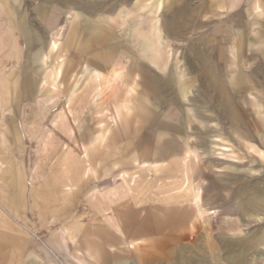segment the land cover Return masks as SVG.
<instances>
[{"label":"rangeland","instance_id":"rangeland-1","mask_svg":"<svg viewBox=\"0 0 264 264\" xmlns=\"http://www.w3.org/2000/svg\"><path fill=\"white\" fill-rule=\"evenodd\" d=\"M7 3L20 5V11H0V19H15L26 29L31 25L37 55L0 75V206L16 207V217L29 228L20 250L21 240L10 233L13 225L0 223V264H56L45 239L52 238L57 248L62 241L75 245L71 237L85 227V238L89 229H97L93 232L102 241L109 212L122 238L119 211L163 208L167 203L157 202L167 197L181 201L180 220H175L181 225V257L148 264H182L189 256L203 259L202 264H264V158L257 152L264 151V113H259L264 110V0ZM8 30L0 27V38H8ZM54 42L58 50L52 49ZM112 45L128 52L121 61L124 75L138 90L129 96L130 115L113 124L100 147L101 154L109 153L102 154L107 159L82 178L78 174L87 168L80 163L81 143L101 156L95 148L112 109V104L81 99L83 72L90 59L104 72L113 67L105 65L108 59L119 61L118 51L108 53ZM158 49L162 55L154 62L148 56ZM63 60L71 62L68 79L53 89V68ZM206 64L220 74L210 77L202 69ZM212 79L221 80L223 90L212 86ZM73 86L69 113L65 106ZM53 95L56 102L47 103ZM174 108L180 119L173 122ZM189 149L199 161L187 155ZM158 159L163 162L156 170ZM121 185L130 193L108 203L107 191ZM240 185L249 189L250 199L261 198V209L247 210ZM123 243L118 242L119 250ZM127 264L138 263L133 257Z\"/></svg>","mask_w":264,"mask_h":264},{"label":"crops","instance_id":"crops-1","mask_svg":"<svg viewBox=\"0 0 264 264\" xmlns=\"http://www.w3.org/2000/svg\"><path fill=\"white\" fill-rule=\"evenodd\" d=\"M7 0H2L0 4V11H20V5H17L15 3H7ZM234 4V3H233ZM264 4V3H263ZM257 7H260V5L257 4ZM44 12L47 10L42 8ZM55 16V15H54ZM24 24V23H23ZM0 27H8V38L3 39L1 36L0 40V75H6L7 68L15 69L17 65H19L20 61L22 59H29L34 60L36 58L37 52H36V41L37 39L34 38L29 28H31V25L28 26V29L26 24L22 25L20 22L14 20H9L7 22H4L0 19ZM12 29V31L10 30ZM152 28H154L157 31V28L153 25ZM23 30V32L20 30ZM154 30V31H155ZM12 34V35H11ZM156 36V34H155ZM108 35V39H109ZM8 39V40H7ZM110 42V39L108 40ZM161 47V46H160ZM59 46L56 42L53 43L52 49L58 50ZM119 47L108 46V53H114L118 51ZM88 49V48H87ZM128 49V48H127ZM26 54V55H24ZM118 54L120 56L119 61L116 62V60L108 59L105 62H107L108 68L109 64L113 63V67H111L109 70H105V72L102 70V67L98 65L96 61L93 59L88 60L86 63V68L83 72V76L85 79L84 84V91L82 93V100H85L88 97V100L91 99V103H96L97 105L100 104H112V109L110 108L108 110V117L110 121H108L107 126L101 131V137H100V143H98L97 146L99 148H95L98 152L101 154V145L105 144L107 135L111 134V131L113 130V124L116 126L120 123L124 122V115L128 116L130 115L133 108L131 107V101L129 96L134 95L133 92H136L138 89L135 85V82L131 79L130 76L124 75V67L125 65L122 64L123 58L127 57L128 52H124L123 50L118 51ZM114 55V54H113ZM161 49L156 50L154 53H151L148 57L154 61L157 62V60L160 59ZM25 56V57H24ZM111 62H110V61ZM71 62L63 60L58 62L56 66H54L52 74L54 76V79L51 82V86L54 88L60 87L61 84H64V82L68 79L69 75V66ZM68 66V67H67ZM209 66V67H208ZM205 66V69L202 68L212 78H216L217 74H220V71L216 67H212L211 64ZM215 80V79H214ZM213 79L210 81L211 85H215V88H222L223 90V84L221 80H215ZM8 85V84H7ZM77 85V84H76ZM75 85V86H76ZM241 88H239L240 90ZM225 90V89H224ZM76 87L73 86L71 89V93L68 95L69 99L67 100V106H65L66 110L69 111V113H72L71 103L73 102V98L76 97ZM118 91V92H117ZM186 87H183V95H186ZM58 99L57 95H53L47 100V103L49 101L51 103L56 102ZM262 103V102H261ZM48 105V104H47ZM264 106V103H262ZM261 106H259L260 108ZM175 109V108H174ZM262 116L263 112H259ZM179 113L178 111L173 112L171 114L170 118L174 122V120H179ZM74 117V124H79V117L78 115H73ZM264 126V123H261ZM248 136L250 135V132H247ZM254 136V134H252ZM110 141V139L108 138ZM108 141L107 147H111L110 142ZM81 147L83 149V155L80 156L81 160L80 163L85 165L87 170L85 172H80L78 175L82 178L85 177V175L88 174L89 171L94 170L97 163H100L102 161H105L107 158H105V155L102 156V154H109V153H102L101 156L96 155V153H90L88 150V147L85 146V144L81 143ZM253 147V146H252ZM254 149V147H253ZM109 152V151H108ZM262 158H264V151L258 150L257 151ZM192 155L194 161H199L198 154L193 150L189 149L187 151V155ZM188 155V156H189ZM66 158V156H65ZM178 161V160H177ZM176 160L174 162L178 164ZM163 161H155L156 163V170L160 169L159 165ZM123 182H126L125 180ZM249 187V186H248ZM252 188V186H250ZM255 188V186H254ZM256 189V188H255ZM239 192L243 195L240 198H242L243 204L246 203L245 207L247 210H251L256 212L257 207L260 205L259 201L261 198H263V205H264V196L260 199H253L249 198L248 194L249 189L246 187V185H240L239 186ZM237 190V191H238ZM131 191V188H128L126 185L121 186H113L107 191V197H108V203L113 204L121 198L124 195H128ZM244 192V193H243ZM93 197V200H97V193L91 195ZM249 198V199H248ZM165 199V197H164ZM196 204L199 211V214H202L205 210H203L202 202L199 200V197L196 196ZM163 200V199H161ZM164 201H158L157 203H167L168 206L157 207L155 206L154 209L149 210L148 207H145L147 209L146 212H144L142 209H139V212L137 209H133L130 207H127V209H124L122 211H119L117 214V218H119L122 223L119 224V226L122 229V238L120 235H117V232L112 227L111 222L114 224V220L110 216V212L108 213L109 216H107L109 219H111L110 222H107V226L109 227L107 230L105 229V233L101 237H103V240L97 241V237L95 236V230L97 229H89L88 230V239L85 238L84 234L85 231L83 228H80L77 230L76 235L71 237V239L76 238V244L71 245L68 243H64L63 241L59 244V247L57 248L56 245L53 246L52 243H50L52 238L45 239L44 241V247L46 249V252L50 254V257L53 259L51 262L55 261L56 264H127L128 261H133V257L136 258L137 263L140 264L142 261L147 262V264L153 261H156L157 259H178L181 257V249L179 245L181 244V237L182 234L180 232V222L175 223V220H180V198L179 197H172L168 198ZM251 202V203H250ZM253 202V203H252ZM178 204V205H175ZM252 204V205H250ZM259 204V205H258ZM249 205V206H248ZM257 205V207H256ZM261 206V205H260ZM259 209L262 208V206ZM140 207H144L143 205ZM250 207V208H249ZM257 209H256V208ZM255 210H254V209ZM11 209V208H10ZM107 210L109 209L106 208ZM164 209H168L169 211H164ZM13 211L0 206V223H7L9 225H13V230H10V233L18 235L19 239L21 240L19 242V249L24 250L25 246L27 245L26 241V230H29L26 223H21L20 220H18V217H16L15 214H17V208H12ZM163 210V211H161ZM172 210V212H171ZM210 213H215V210H208ZM20 212V211H19ZM97 216H100L104 221L105 218L102 217V213L99 211L96 214ZM105 215V214H103ZM3 220V222H2ZM169 223H168V222ZM170 224V222H172ZM158 222L161 223V225L158 224ZM101 228L102 225H99ZM104 227V226H103ZM117 229H119L118 226H116ZM82 230V231H81ZM92 230V232H90ZM91 235V236H90ZM29 238V237H28ZM68 238V237H67ZM121 238V239H120ZM124 240L126 245L124 250L121 249L120 246H118V242L120 240ZM131 241L134 243V247L130 244ZM117 242V244H116ZM129 242V244H128ZM29 244V241H28ZM29 246V245H28ZM72 248L73 250H71ZM118 248V250H117ZM34 252L37 253V244L34 243L33 245ZM75 249V250H74ZM23 252V251H22ZM70 252L76 253V259L73 258L72 254ZM47 258V257H46ZM49 259V258H48ZM47 260V259H46ZM200 260V261H199ZM202 260L200 258H197L196 256H189L187 260L182 264H202ZM49 264V263H45ZM52 264V263H51Z\"/></svg>","mask_w":264,"mask_h":264},{"label":"bare ground","instance_id":"bare-ground-1","mask_svg":"<svg viewBox=\"0 0 264 264\" xmlns=\"http://www.w3.org/2000/svg\"><path fill=\"white\" fill-rule=\"evenodd\" d=\"M241 193H242V192H241ZM243 193H244V192H243ZM250 203H251V202H250ZM252 203H253V202H252ZM262 204H263V203H262ZM245 205H246V203H245ZM250 205H251V204H250ZM258 205H259V204H258ZM248 206H249V205H248ZM259 206H260V205H259ZM259 206L257 207V205H256V207H257L258 209H257L256 207H255V208H256L257 210H259ZM260 207H261V206H260ZM249 208H250V207H249ZM253 209H254V208H253ZM254 210H255V209H254ZM242 256H243V255H242ZM199 261H200V260H199Z\"/></svg>","mask_w":264,"mask_h":264}]
</instances>
